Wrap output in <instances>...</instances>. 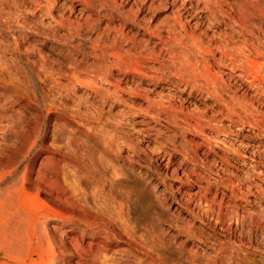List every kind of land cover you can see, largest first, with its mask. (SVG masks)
Returning a JSON list of instances; mask_svg holds the SVG:
<instances>
[{
	"label": "rangeland",
	"instance_id": "rangeland-1",
	"mask_svg": "<svg viewBox=\"0 0 264 264\" xmlns=\"http://www.w3.org/2000/svg\"><path fill=\"white\" fill-rule=\"evenodd\" d=\"M108 1L0 0V264H264V0Z\"/></svg>",
	"mask_w": 264,
	"mask_h": 264
},
{
	"label": "bare ground",
	"instance_id": "bare-ground-1",
	"mask_svg": "<svg viewBox=\"0 0 264 264\" xmlns=\"http://www.w3.org/2000/svg\"><path fill=\"white\" fill-rule=\"evenodd\" d=\"M160 1H162V0H160ZM221 1H224V0H221ZM193 2H194L193 0H190L191 8H189V7L187 8V6H184V12L180 13L176 17V20L182 24V26L185 29L187 34H192L197 27H200L204 24V22H195V23L191 22V20L193 19V13L195 12L194 10L196 8H198L200 6V3H201L200 0H196L197 3H195V4ZM108 3H110L108 0H100L101 6H109ZM155 3H156V0H154L153 3L149 6V9H152L154 7ZM110 5H112V4H110ZM136 5H139V9H138L139 12L144 11L143 4L140 3V1H138ZM112 6H114V5H112ZM116 8H118V7H116ZM205 8L206 7H203L201 10H197V11L203 12L205 10ZM195 17H197V13H196ZM184 18H186V20H184ZM136 21L139 23V25H141V26L143 25V27H145L146 29H149L148 22H146L144 18L140 20L137 17ZM141 22H143V23H141ZM126 41L127 40L124 37V43ZM162 42H163V40H162V38H160V43H162ZM135 46H136V44H135ZM254 59H256V58H254ZM259 68L260 67H258V63L252 62L251 65L246 69V74L253 77V80L251 82L252 85L255 84L256 82H258L257 85L264 83V75H262V71ZM259 88H263L262 90L264 91V86H261ZM208 212H210V210H208ZM40 226H41L40 223H35L36 228H39ZM21 257L22 258H21L20 264H26L24 262L25 261V254H22ZM67 262H68V259L66 257L65 259L62 260L61 264H67Z\"/></svg>",
	"mask_w": 264,
	"mask_h": 264
}]
</instances>
